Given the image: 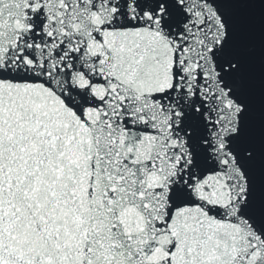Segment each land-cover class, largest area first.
<instances>
[{
	"label": "snow or ice",
	"instance_id": "obj_1",
	"mask_svg": "<svg viewBox=\"0 0 264 264\" xmlns=\"http://www.w3.org/2000/svg\"><path fill=\"white\" fill-rule=\"evenodd\" d=\"M0 264H264V0H0Z\"/></svg>",
	"mask_w": 264,
	"mask_h": 264
}]
</instances>
